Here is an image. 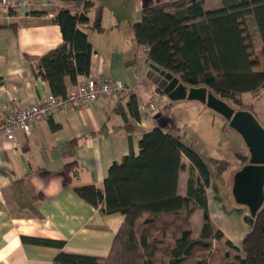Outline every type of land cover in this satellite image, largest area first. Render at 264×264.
<instances>
[{
	"label": "crops",
	"instance_id": "0c3cea01",
	"mask_svg": "<svg viewBox=\"0 0 264 264\" xmlns=\"http://www.w3.org/2000/svg\"><path fill=\"white\" fill-rule=\"evenodd\" d=\"M166 1L170 0H47L34 9L0 8V123L14 109L38 104L51 94L47 80L33 67L37 58L62 42L54 22L61 10L86 12L92 53L85 77L119 81L134 89L133 109L138 113L136 117L132 112L130 98L104 97L81 108L53 111L34 123L28 135L16 132L12 143L0 135V264H57L54 259L61 252L99 258L109 254L124 217L103 214L81 199L74 188L103 190L111 164L130 152L137 155L145 132L173 120L171 102L156 93L145 77L144 55L132 30L143 9ZM223 8L222 0L204 1L205 11ZM65 86L68 92L74 84L66 78ZM149 102L154 110L145 113ZM71 164L76 173L67 169L66 175V166ZM180 177L181 173L178 193L184 196L186 189L184 194L179 191ZM214 186L210 178L204 188L210 219L238 246L249 232L244 221L249 211L231 202L229 196L223 201ZM225 186L226 192L229 186L231 190L232 182L225 180ZM47 240L63 245L41 243Z\"/></svg>",
	"mask_w": 264,
	"mask_h": 264
},
{
	"label": "trees",
	"instance_id": "16d2710c",
	"mask_svg": "<svg viewBox=\"0 0 264 264\" xmlns=\"http://www.w3.org/2000/svg\"><path fill=\"white\" fill-rule=\"evenodd\" d=\"M204 1L170 0L143 9L140 22L132 27L134 38L140 47H148L150 63L184 86L204 87L220 100L240 105L242 94L264 88V62L259 60L264 61V0H222L224 8L214 11H205ZM87 20L85 11L73 14L61 10L54 18L62 42L37 58L33 67L47 80L53 96H65L66 78L75 84L78 76L89 75L92 47L86 34ZM155 92L163 95L156 87ZM129 98L138 117L134 96ZM177 130L168 119L162 128L145 132L137 155L130 152L108 168L103 190L74 188L81 199L103 214H120L124 220L107 257L61 252L55 263L156 264L161 253L160 264H264V202L254 217L244 218L249 232L238 246L224 238L209 216L204 190L210 181L208 167L174 135ZM183 157L198 176L196 181L188 176L186 194L181 196L178 180L184 169ZM74 167L66 166V175L67 169L75 175ZM196 210L202 217L200 233L194 238L189 219ZM167 235L170 241L161 248ZM212 242H222L225 248L217 262L195 257L200 251H209ZM41 243L63 245L50 240Z\"/></svg>",
	"mask_w": 264,
	"mask_h": 264
},
{
	"label": "rangeland",
	"instance_id": "374dc122",
	"mask_svg": "<svg viewBox=\"0 0 264 264\" xmlns=\"http://www.w3.org/2000/svg\"><path fill=\"white\" fill-rule=\"evenodd\" d=\"M256 41L257 39H255ZM255 51L259 52L257 44H255ZM259 60L263 64L264 61L260 58ZM240 102V105H236L231 101H226L234 112L242 111L249 113L264 130V88L256 93L242 94ZM169 112L178 128L174 133H177L180 141L190 147L206 163L210 178L215 184V191L219 194L218 196L221 195L223 201H226V197L228 199L229 196L231 202L235 203L230 186L226 192L225 180L227 183L232 182L234 172L248 163V149L242 137L230 128L228 120L224 119L220 114L207 109L206 105L199 102L188 100L171 102ZM182 163L184 169L181 172L179 191L184 194L188 176L191 175L196 181L198 174L192 169L188 160L184 158ZM206 187L204 188L206 189ZM224 189L225 194L223 193ZM209 194L211 197L210 192ZM224 204L226 211H230L228 204ZM201 217V211L196 210L189 219L196 238L201 229ZM165 238L166 240H163L161 248H164L165 246L163 245L170 241V235H167ZM224 249L222 242L219 245L212 242V247L209 251H200L195 257L217 262L223 255ZM157 258L156 264H160L163 260V254L159 253ZM190 263L192 264V261Z\"/></svg>",
	"mask_w": 264,
	"mask_h": 264
},
{
	"label": "water",
	"instance_id": "95a60500",
	"mask_svg": "<svg viewBox=\"0 0 264 264\" xmlns=\"http://www.w3.org/2000/svg\"><path fill=\"white\" fill-rule=\"evenodd\" d=\"M160 0H156L159 2ZM145 77L171 102L196 101L220 114L243 139L249 153L248 163L235 172L232 196L254 217L264 202V130L247 112H234L228 104L204 87L188 88L179 79L148 62Z\"/></svg>",
	"mask_w": 264,
	"mask_h": 264
},
{
	"label": "built area",
	"instance_id": "2783aa9c",
	"mask_svg": "<svg viewBox=\"0 0 264 264\" xmlns=\"http://www.w3.org/2000/svg\"><path fill=\"white\" fill-rule=\"evenodd\" d=\"M47 3V0H41L40 3H36L34 0H0V8L6 11L23 8L34 9ZM140 50L147 66L149 49L147 46H141ZM134 94V89H130L119 81H98L91 77H85L77 80L73 88L63 97L50 94L38 104L14 109L0 123V135L7 142L12 143L16 132L28 135L34 123L49 117L53 111L64 108H81L104 97L129 98ZM144 110L145 113L153 111L154 105L149 102L145 105Z\"/></svg>",
	"mask_w": 264,
	"mask_h": 264
}]
</instances>
